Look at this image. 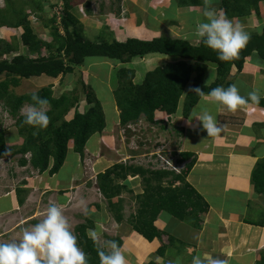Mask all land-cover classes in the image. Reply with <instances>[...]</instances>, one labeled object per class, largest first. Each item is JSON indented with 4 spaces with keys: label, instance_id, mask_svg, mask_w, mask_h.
Returning <instances> with one entry per match:
<instances>
[{
    "label": "trees",
    "instance_id": "16d2710c",
    "mask_svg": "<svg viewBox=\"0 0 264 264\" xmlns=\"http://www.w3.org/2000/svg\"><path fill=\"white\" fill-rule=\"evenodd\" d=\"M62 1V7H58L59 10L51 19L54 22L50 26L51 37L57 42L53 52L50 51L51 44L41 41L42 39L37 38L33 33L29 25V16L21 8L9 5L5 13H3L4 9H0V25L21 26L23 28L22 43L36 53L34 56L14 54L10 58H0V76H5L4 79H0V103L4 110L15 118L16 132L10 137L12 140L14 137L20 139L19 143L8 145L5 130L0 128V159L7 155L12 157L17 155L19 165H30L40 173L47 171L52 175L58 172L65 160L69 142L83 160L86 142L92 134L102 132L106 125L105 116L99 99L83 80H80L82 93L91 106L82 112L76 110L70 119H65L67 112L76 106L77 96L66 93L55 97L50 85L21 95L10 93L9 86H17L20 79L43 74L49 77L62 76L72 72L74 66L83 65L88 57L119 61L123 65L112 73L117 83L113 94L119 110V124L125 127L129 123H136L140 118L148 123L156 124L155 111H164L166 114L175 113L182 96V115L187 117L201 98L193 91L194 89L200 88L207 94L216 87L227 88L232 85V81L228 78L232 66L240 71L246 59L253 54L264 61V26L259 31L250 32L251 39L241 50L239 59L223 62L218 59L216 52L206 47L201 41L198 44H192L185 38L173 37L169 34L156 35L147 39L133 36L124 40L102 38L99 41H91L80 34L79 19L70 12L72 5L69 0ZM261 1L217 0L223 15L229 19L239 20L252 12L257 14ZM88 4L89 2L85 1L84 5L90 11ZM178 5L206 7L205 0H178ZM7 12H10L12 18H8ZM57 16L60 18L59 24H55ZM42 48L50 49L49 53L41 55ZM12 49L11 43L0 39V50L3 53H9ZM144 55L165 56L172 61L145 71L141 81L135 82L136 67L133 60ZM131 63L132 67L126 65ZM210 64L215 66V78L209 84H205L202 78ZM192 73L194 77H191ZM188 83L191 84L186 90ZM33 93L49 101L50 123L46 129L25 124L24 114L20 113L24 104L35 103L32 99ZM255 105L264 106V97L259 104ZM166 125L162 124L160 128L166 129ZM125 129L128 134L130 130L126 127ZM174 131H177V128L174 127ZM27 153L30 154L29 158L25 157ZM179 156L178 162H183V169L179 174L163 169L150 170L142 166L122 163H116L97 173L96 184L107 201V210L112 217L117 222L124 220V199L119 196L126 186L117 181L125 179L129 174H134L141 176L144 189L142 194L133 196L137 207L126 221L146 240L159 239L165 234L154 224L161 211L168 212L195 228L201 227V214L208 210V205L186 181L195 158L188 152H182ZM188 158H190L189 161H187ZM165 180L167 183L163 185ZM250 182L254 192L264 194V156L257 159L251 171ZM20 192L21 189L17 188L18 202L21 204L23 199L20 197ZM116 196L118 197L114 201L113 198ZM91 226L92 221L86 219L84 223L74 227L73 234L77 237L78 245L86 254L89 264H101L98 251L108 250L98 241L94 242L87 234V229L92 228ZM114 240L121 246L122 240L119 237ZM167 245L163 243L157 249V254L164 255ZM146 264L157 263L150 260ZM257 264H264V249L260 251Z\"/></svg>",
    "mask_w": 264,
    "mask_h": 264
},
{
    "label": "crops",
    "instance_id": "0c3cea01",
    "mask_svg": "<svg viewBox=\"0 0 264 264\" xmlns=\"http://www.w3.org/2000/svg\"><path fill=\"white\" fill-rule=\"evenodd\" d=\"M263 5L264 0L260 2V11L264 10ZM179 8L176 6L175 9L179 11ZM262 12L264 13V11ZM203 17L205 16L200 18L203 19ZM145 19L147 24L150 20L153 21V19ZM175 20L174 17H170V24L173 25H169V27L175 26ZM163 21L167 22L168 19L164 18ZM146 23L145 27L147 28ZM197 23L195 21L194 24L192 22L185 24L186 32L176 36L196 44L199 41L195 35ZM139 26H141L140 23ZM134 27L137 26L132 28ZM135 30L143 31L141 28ZM144 30V33H147L145 36L140 37L139 32L134 36L147 39L157 35L151 36L148 33L149 29L147 32L146 29ZM150 30L153 29L150 27ZM159 57L166 62L172 61L169 57ZM149 59L154 60L153 57ZM212 65H208L206 71H210L215 76V67ZM233 68L235 67H231L230 80L232 84L237 85L242 96L247 97L250 92L257 90L261 97H264V61L253 54L246 59L240 71ZM233 70L234 73H232ZM137 71L136 69L135 82L142 79V76L137 75ZM67 74L70 75V73ZM209 77V72L203 74V83L209 84L211 82ZM48 78L55 79L49 76ZM181 98L182 101L180 100L181 103L179 101L175 113L168 115L164 111H155V117L159 118L156 124L162 125L165 122L172 124L173 116L179 113L176 117H179L180 121L182 120V126L179 125L180 127L177 128V136L171 148L178 154L192 153L195 158V163L187 174L186 181L194 187L208 205V210L201 214V227L195 228L188 222L161 211L154 224L165 234L159 239L146 240L126 221L130 215V213L125 214L126 199L132 196V201L135 202L133 196L142 194L144 189L141 176L134 174H129L125 179L117 181L126 186L119 196L124 199V220L117 222L107 210V201L96 184V175L116 163L128 165L134 164L135 161L125 148L122 154L117 157L100 154L101 143L106 144L107 142L104 140L103 132H96L86 142L83 160L73 150V145L69 142L65 160L58 172L50 175L47 171L40 173L31 169L32 177L17 181L16 186H12L10 191L0 194V242L9 243L10 238L16 240L15 233L26 230L25 222L28 220L35 222V219L38 218V221L41 222L46 216L47 208L53 202L62 206L68 220L78 217L83 212L75 205L79 198H83L89 208L87 218L92 221V228L87 229V234L89 229H93L106 237L109 236L106 235L109 234L107 232L109 229H120V233L116 236L122 240L121 247H123L122 250H124L129 264H146L150 260L157 264H192V260L196 256L205 262L216 258L226 261L227 264H257L260 251L264 249V194L253 191L250 176L257 159L264 156V115L261 112V109L264 110V106L249 102L236 112H231L221 105L208 103L202 97V100L199 99V101L205 102L204 105L210 104L208 110L224 129L219 137L212 138L207 137V133L202 129L199 121L192 119V112L199 111L202 107L197 109L196 104L190 114L184 117L182 115L183 96ZM103 105L105 104L103 103ZM203 107L205 108V106ZM114 116L115 118L108 119L112 123L118 121L119 124V114H114ZM106 117L105 122L109 126ZM161 119H166V121ZM14 138L12 142H20L19 138ZM111 139L113 142L112 137ZM107 147L109 151L116 148V146ZM86 156H90L88 165H84L83 162L87 161ZM166 180L163 181V185H166ZM17 188L21 189L20 197L23 199L21 204L18 202ZM126 195L127 197H125ZM117 197H114L113 200L115 201ZM32 200L37 202L38 204L35 206L41 207L39 209L42 210L28 208V202H32ZM17 208L21 213L19 218L15 216ZM22 211L25 212V215ZM260 216H262L261 220L258 219ZM84 222L77 221L74 227ZM17 238L19 239L18 236ZM170 240H173L172 244ZM163 243L168 245L164 255H159L157 249Z\"/></svg>",
    "mask_w": 264,
    "mask_h": 264
},
{
    "label": "rangeland",
    "instance_id": "374dc122",
    "mask_svg": "<svg viewBox=\"0 0 264 264\" xmlns=\"http://www.w3.org/2000/svg\"><path fill=\"white\" fill-rule=\"evenodd\" d=\"M85 1L89 2L88 7L90 8V11H88L86 5H84ZM69 2L72 5L70 12L75 17H77V19H79L80 25H78V27L80 34L91 41H99L102 38L124 40L127 37H133L134 35H136V33L139 32V30H135L137 28H141V30L143 29V31H140L138 34L140 37L147 34L144 33V29H146V32L149 29L148 33L151 36L154 34L163 35L166 33L172 36L179 35V33L180 35H182L186 32V30H184L186 28L185 24L187 25V23L191 22L192 24H194L195 21L199 22L205 20V17H203V19H201L200 17L205 16L204 13L207 10V7L197 6L191 7V9L179 8V11H177L175 9L177 6L176 0H69ZM9 5H12L18 9L21 8L23 12L29 16V25L31 26L33 33L36 34L37 38L42 39L41 41H46L52 45L50 48L51 50L42 48L41 55L48 54V50H50L51 52L55 51L57 42L51 37L52 29L50 26L54 24L51 19L53 18V15L56 13V11L59 10L58 7H62L63 1L4 0L3 5H0V9L5 10L3 11V13L6 12ZM54 7L55 9H51ZM211 7L216 11L217 15H223V11L219 9L217 0H211ZM262 11L259 10L257 14L255 12H252L249 16L243 18L242 20H231L233 21V23H241L247 32L256 30L258 31L264 25V13ZM9 13L10 12H7L8 18H12L11 14ZM170 17H174L176 19V22L174 23L175 28L169 27V25H173L170 24ZM56 18L57 19H55V24L59 22L58 16ZM145 18L153 19V21L150 20L147 24V20ZM164 18H167L168 21L164 22ZM139 23L141 24V26H139ZM145 23L147 24V28L145 27ZM133 26L137 27H134V29L132 28ZM150 27L153 30H150ZM193 27L195 26L193 25ZM22 32L23 28L21 26L14 27L11 25H0V39H2L3 41H7L8 43H11V45H13V49L9 53H3L0 50V58H10L14 54H24L29 56L36 55L35 52L30 51L28 47L22 43ZM151 57H153L154 60H150L149 58ZM165 62L166 60H161L159 55H144L135 58L133 64L138 70L137 75L142 76L144 71H150L154 66H161ZM122 65L123 64L116 60L88 57L85 59L83 65L74 66L73 71L70 72V75H60L58 77H54L55 79L48 78V76L46 75H41L39 77L33 76L27 79L23 78L20 79V82L17 86L10 85L8 90L12 94L21 95L24 93L35 92L36 90L40 89V87L50 85L54 96H60L61 94L66 93H70V96H77L78 101L76 103V106L72 107L65 115V119H70L74 111L78 110L82 112L91 106L86 101L85 95L82 93L80 80H83L91 87L94 95L99 99L100 103H102L101 106L103 111L105 112V116H107L106 118L108 125L110 124V128L106 124V127H104V129L102 130L104 140L107 143H101L100 154H107L108 156L117 157V155L122 154L125 148L127 149L128 154L132 155V158L134 157L133 159L135 162L137 160L138 162L142 161V163L145 164V160L147 159L146 156L153 153L154 151H158L159 149L163 148V146L168 150L172 149L171 145L175 141L178 132V130L174 132V127L179 128L180 126H182V120L180 121V118L176 117V115L179 114L176 113L173 116L174 122L172 124L165 122V124H168L166 125L167 128L161 129V125L159 124L155 125L154 123H148L144 119H139L136 123L132 122L128 124V126L130 127V132L127 135L125 134V129L118 124V121L112 123V121H110L108 118H115L114 114H119V110L116 107L113 94V90L117 83L116 78L112 77V73H114V71ZM126 65L130 67L133 66L132 63ZM212 66L215 67L214 64ZM230 71L232 70L230 69ZM208 72L210 75L208 79L210 81H213L215 78L214 74L212 75L210 71H206L204 72V74H208ZM232 73H234V70ZM191 75V77H194L193 73ZM4 77L5 76L2 75L0 76V79H4ZM228 78L230 79V74ZM202 99H204L208 103H211L207 99V95ZM180 100L182 101V98ZM103 103L105 105H103ZM204 104L205 102L203 103L202 101H199L197 102L196 108H204L203 106H205L207 109H209L210 104ZM27 105L28 104H24L22 106V108L20 109L21 114H23V110ZM261 112L264 115L263 109H261ZM163 121H166V119ZM14 122L15 118L12 117L7 111H5L2 104L0 103V128H3L5 130V137L8 145L16 144L15 142H12L13 140L10 137V135L16 132ZM111 137L113 138V142ZM123 141H125V143H123ZM107 146H116V148H112L113 151H109ZM89 159L90 156H86L87 161H83L84 165L90 164V162H88ZM31 169L32 168H30L29 166L25 168L21 167V165L18 164L17 155L14 157L7 155L6 157L1 158L0 194L10 191L12 186H16L17 181H21L23 178H26L25 180H27V178L32 177L33 174H31V172L33 171ZM125 197H127V195ZM132 200L133 199L131 196L130 198L126 199L127 203L125 201L126 215L133 212V210L137 207L135 205V202H133ZM35 204L38 203L32 200V202H28L27 206L28 208L33 210H38L39 208H41L39 206H35ZM17 209L18 210L16 211L15 216L19 218L21 213H19V208ZM22 212L25 215V212ZM36 219L35 222H31L32 220H28L27 222H25V227L27 228L26 230H30L33 225L39 223V219ZM86 219L88 218L84 213L79 214L78 217L69 219L72 231L74 230V224L77 221L84 222L86 221ZM258 219L261 220L262 216L258 217ZM23 232L24 231L15 233L14 236H16V240L14 238V240L10 238L9 242L20 240L22 238ZM107 232L109 234L106 235L109 236L103 237L102 235H100L98 242L101 244V246L110 251V247L108 246L107 242L114 240V238L118 236V233H120V229H109ZM17 236L19 237V239L17 238ZM0 243L6 242L2 241ZM122 248L123 247H121V251L124 253V250H122Z\"/></svg>",
    "mask_w": 264,
    "mask_h": 264
},
{
    "label": "clouds",
    "instance_id": "9594fccd",
    "mask_svg": "<svg viewBox=\"0 0 264 264\" xmlns=\"http://www.w3.org/2000/svg\"><path fill=\"white\" fill-rule=\"evenodd\" d=\"M3 3L4 0H0V5H3ZM176 3L177 7L180 8L197 7H181L178 5V0ZM205 5L207 7L204 13L206 19L197 23L195 29L196 37L206 47L216 52L220 61L231 62L239 59L241 50L248 45L251 39L250 33L244 29L241 23H233L226 15H217L216 11L211 7V0H205ZM58 20L59 24V17ZM193 91L201 97L207 95L209 102L221 105L231 112H236L250 101L254 104H259L262 98L257 90L250 92L247 97L242 96L236 84H232L227 88L216 87L207 94L200 88H196ZM32 99L35 103L27 105L23 110L24 123L34 128L46 129L50 123L48 115L49 101L46 98L39 97L36 93H33ZM192 119L200 122L202 129L207 133V137H219L224 130L216 117L206 107L201 108L199 111L194 110ZM154 120L158 122L159 119L154 116ZM125 127L130 128L128 125ZM163 150L169 151L171 155L176 157L178 162L180 153L174 152L173 149L168 150L164 146ZM25 157L29 158L30 154H25ZM178 163L182 165L183 169V162ZM134 164L145 169L157 170L147 167L142 161ZM29 167L31 166L29 165ZM75 206L85 215L89 214L87 202L83 198H79ZM88 234L94 242L98 241L100 234L97 231L89 229ZM107 244L110 247V251H98L101 264H128L126 255L121 251V246L115 240L108 241ZM0 264H89V262L86 254L78 245L77 237L73 234L62 206H58L53 202L47 208L45 218L33 225L30 230H24L20 240L0 243ZM192 264H227V262L216 258H211L205 262L199 256H196L193 258Z\"/></svg>",
    "mask_w": 264,
    "mask_h": 264
},
{
    "label": "built area",
    "instance_id": "2783aa9c",
    "mask_svg": "<svg viewBox=\"0 0 264 264\" xmlns=\"http://www.w3.org/2000/svg\"><path fill=\"white\" fill-rule=\"evenodd\" d=\"M146 158L145 164L151 169L170 170L175 173H180L182 170V165L177 162L176 157L171 155L169 151H164L163 148L158 151H154Z\"/></svg>",
    "mask_w": 264,
    "mask_h": 264
}]
</instances>
